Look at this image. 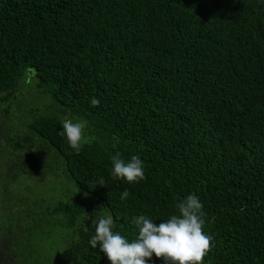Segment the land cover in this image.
Masks as SVG:
<instances>
[{
  "label": "trees",
  "instance_id": "1",
  "mask_svg": "<svg viewBox=\"0 0 264 264\" xmlns=\"http://www.w3.org/2000/svg\"><path fill=\"white\" fill-rule=\"evenodd\" d=\"M29 69L88 122L79 154L59 114L16 103ZM0 107L22 125L0 133V264H110L88 243L103 211L131 240L133 216L160 223L190 193L214 237L205 264H264V0H0ZM117 151L141 156L142 181L111 177ZM49 163L90 197L32 198Z\"/></svg>",
  "mask_w": 264,
  "mask_h": 264
},
{
  "label": "clouds",
  "instance_id": "2",
  "mask_svg": "<svg viewBox=\"0 0 264 264\" xmlns=\"http://www.w3.org/2000/svg\"><path fill=\"white\" fill-rule=\"evenodd\" d=\"M100 100L91 97L90 105L97 107ZM59 135L77 154L89 143L88 122L82 118L64 117ZM110 175L129 184L139 183L145 178L144 160L139 154L125 159L117 151L110 156ZM97 184L105 185L101 178ZM87 195V193H85ZM130 193L125 189L121 200ZM179 214L168 219L156 220L147 214L135 215L131 223L136 228L134 238H129L115 229L112 215L102 214L93 220L95 234L88 241L93 249L99 248L110 264H150L153 257L162 259L163 264H205V256L214 247V237L204 230V204L196 193H190L176 203Z\"/></svg>",
  "mask_w": 264,
  "mask_h": 264
},
{
  "label": "rangeland",
  "instance_id": "3",
  "mask_svg": "<svg viewBox=\"0 0 264 264\" xmlns=\"http://www.w3.org/2000/svg\"><path fill=\"white\" fill-rule=\"evenodd\" d=\"M19 84L20 85L18 86V89L21 94V97L16 103L28 109L26 113L28 111L39 110L40 112H47V113L54 112L59 114L62 117V119L64 118L65 115L61 113V111L58 109V106L54 102V100L51 97L43 94L40 91V89H38L37 78L34 69H29L26 72V76L20 81ZM1 110L2 108L0 107V114L6 117L4 111ZM22 114H25V111ZM1 115H0V133L3 132L16 133L19 129L22 128L21 122L19 123L18 122L19 120H16V116L17 118L19 117L18 114L16 115V113L11 112L9 119L5 118L4 120ZM55 169H57L55 164L49 163L47 165L45 176L43 178H40L39 183L38 181L33 182L30 196L35 199L44 200L45 204H47L48 202H56L73 197L81 199L86 192L81 190V188H79V186L73 181L63 183L62 178L58 177L56 179L53 175ZM19 190L21 192L22 188ZM86 196L90 197L88 193ZM56 214L59 217L63 216L62 212ZM102 214H107V213L103 211ZM46 217H47L46 215L38 216V219L43 221V225L38 227H59L57 229L59 230V233H61V227H66L63 226L62 224L49 225L47 221L45 222ZM64 233H66V231H64ZM62 241H64V237H61L60 235L54 236L53 238L46 240L45 246L50 247V252H52L53 248H55L56 246L57 249L60 250L62 246Z\"/></svg>",
  "mask_w": 264,
  "mask_h": 264
}]
</instances>
